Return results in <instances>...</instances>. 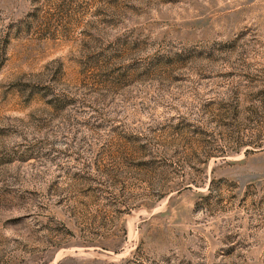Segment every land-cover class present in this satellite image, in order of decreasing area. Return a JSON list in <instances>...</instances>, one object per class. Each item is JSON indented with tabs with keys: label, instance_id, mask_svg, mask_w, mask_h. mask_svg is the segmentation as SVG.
<instances>
[{
	"label": "rangeland",
	"instance_id": "1",
	"mask_svg": "<svg viewBox=\"0 0 264 264\" xmlns=\"http://www.w3.org/2000/svg\"><path fill=\"white\" fill-rule=\"evenodd\" d=\"M0 264H264V0H0Z\"/></svg>",
	"mask_w": 264,
	"mask_h": 264
}]
</instances>
